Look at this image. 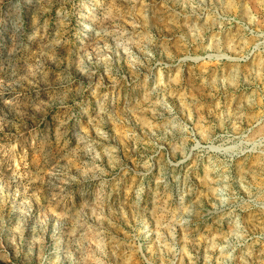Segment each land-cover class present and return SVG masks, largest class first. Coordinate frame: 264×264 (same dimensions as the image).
<instances>
[{
    "label": "rangeland",
    "instance_id": "1",
    "mask_svg": "<svg viewBox=\"0 0 264 264\" xmlns=\"http://www.w3.org/2000/svg\"><path fill=\"white\" fill-rule=\"evenodd\" d=\"M0 264H264V0H0Z\"/></svg>",
    "mask_w": 264,
    "mask_h": 264
}]
</instances>
